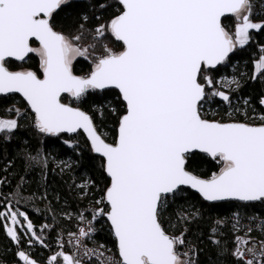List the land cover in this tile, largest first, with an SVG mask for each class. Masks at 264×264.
Returning <instances> with one entry per match:
<instances>
[{
  "label": "snow or ice",
  "instance_id": "1",
  "mask_svg": "<svg viewBox=\"0 0 264 264\" xmlns=\"http://www.w3.org/2000/svg\"><path fill=\"white\" fill-rule=\"evenodd\" d=\"M73 3L0 0V96L23 97L34 114L32 128L38 136L68 134L64 143L74 148L72 137L84 134L109 178L91 220L77 214L87 227L70 234L75 253L57 251L47 264H198L199 249L187 239V225L200 219L199 210L172 213V228L181 229L177 235H170L163 224L182 186L211 205L238 202L231 205L229 217L217 218L209 228L218 264L229 255L232 264H264V239L252 235L264 236V218L246 212L264 204V123L209 120L203 114L213 103L239 111L232 95L217 88L209 73L247 46L254 33L264 31V20L252 19L253 0H100L99 8L111 7L113 14L91 29L85 28L88 17L83 15L77 34L69 36L57 30L55 18ZM260 7L264 10V0ZM226 17L234 19V32L225 26ZM86 33L87 45L82 43ZM110 44H118L119 50ZM260 52L254 65L258 75L252 79L264 82V46ZM32 56L38 58L36 70L24 67ZM78 59L91 61L87 74L74 73ZM226 83L236 85L232 91L240 88L235 77ZM106 90L117 91L122 108H109L118 117L113 142L98 132L92 116L63 102L65 94L82 103ZM259 103L264 105V97ZM6 111L17 118L0 117V144L12 141L25 117L20 109ZM98 114L103 117V106ZM42 145L43 141L35 148L21 145L26 169L39 168L45 180L50 163L61 172L71 169L70 160H56ZM200 154L219 165L208 179L190 170ZM24 181L21 176L18 191ZM86 186L87 182L77 186L81 194L86 195ZM98 218L109 222L118 258L103 244L88 248L84 243L92 238ZM0 222L17 244V226L44 244L25 212L0 210ZM227 232L233 235L231 250L224 239ZM18 256L24 264H37L25 251H18Z\"/></svg>",
  "mask_w": 264,
  "mask_h": 264
},
{
  "label": "trees",
  "instance_id": "2",
  "mask_svg": "<svg viewBox=\"0 0 264 264\" xmlns=\"http://www.w3.org/2000/svg\"><path fill=\"white\" fill-rule=\"evenodd\" d=\"M100 0H74L73 6L64 8L56 16V27L58 31L65 35L74 36L78 32L81 16L86 15L88 20L85 28L91 29L94 26L106 21L114 12L111 7L107 9L99 8ZM261 0H253L254 21L264 20V10L261 9ZM261 11L262 14L255 15ZM100 16L101 19H96ZM234 19L224 18V24L230 32H234ZM87 33L83 44L89 43ZM108 43V41H103ZM115 50H119L118 44H110ZM264 46V31L254 33L253 39L244 48H238L230 55L227 63L222 64L209 74L217 82L216 87L224 90L220 86V80L225 77H236L240 82L238 91L224 90L233 97V103L239 111L228 109L226 105L213 103L205 106L204 116L209 120H236L245 122L254 120L258 124L264 123L260 117L264 116V105L259 103L264 97V82L260 79L253 80L255 73V62L259 59L260 48ZM256 57V58H255ZM24 67L36 70L38 68V58L32 56L28 59ZM91 69V61L78 59L74 63V73L85 75ZM248 100L247 105L244 100ZM63 102L78 106L83 111L93 117L94 123L108 142H113L116 136L117 115H114L109 108H115L117 112L122 111L120 102L117 100L116 90H106L103 94L89 95L84 102L75 101L72 97L64 95ZM103 106V117L98 112ZM20 109L25 113V117L20 119L21 129L9 143L0 144V179L4 180L0 184V210L6 211L8 207L14 210L25 212L33 221L35 230L44 240V244L35 241L31 233L19 229L21 243L17 244L7 236L0 222V264H23L18 256V251H25L35 261L45 263L48 257L55 254L60 249L57 248V234L59 230L71 231L77 223V214L82 210H87L89 205L95 204L103 195L109 178L101 168V158L96 156L90 149L89 142L81 133L72 137L71 142L75 147H68L64 141L69 140V136L64 134L60 138L41 137L34 134L32 128L34 115L27 107V104L18 96H0V117L17 118L14 112L6 110ZM38 141H43V147L51 153L56 160H70L71 169L61 172L54 163H50L47 170V179H42L39 168H27L25 160L21 156L19 149L26 142L31 148L37 146ZM11 162V163H9ZM194 174L203 179L210 178L213 172L219 171V165L211 161L210 158L200 154L190 166ZM24 176V188L17 190L20 177ZM87 182L85 194H81L77 187L81 183ZM46 193V198H44ZM237 202H225L211 205L203 201L196 193L188 188L181 189V195L176 198L175 203L163 216L165 229L171 235H177L180 228H172L176 222L174 211L187 209L188 211L199 210L200 219L194 220L187 225V239L195 244L199 249L198 264H218L216 249L210 244L209 228L217 218L229 217L233 208L231 205ZM247 214H264V204L257 203L246 210ZM69 214V215H68ZM55 215V222L53 216ZM55 224L56 228L45 229L44 225ZM222 231H227L222 228ZM32 243H29V240ZM226 239L228 248L231 250L234 245L231 243L233 235L227 232ZM95 240L110 248L116 255V242L109 227L100 228L95 236ZM224 264H232L231 256L223 258Z\"/></svg>",
  "mask_w": 264,
  "mask_h": 264
},
{
  "label": "built area",
  "instance_id": "3",
  "mask_svg": "<svg viewBox=\"0 0 264 264\" xmlns=\"http://www.w3.org/2000/svg\"><path fill=\"white\" fill-rule=\"evenodd\" d=\"M256 58V57H255ZM228 121H236V120H228ZM238 122V121H236ZM244 123H248L250 125H260L257 123V121L250 120V121H245ZM95 204L89 205L87 210H82L80 213H83V215L87 218V220H91V213L94 208ZM259 214V213H258ZM261 218H264V214H259ZM93 226L95 228V232L92 235V238L90 240H85L84 243L87 245L88 248H100V245L103 243H100L95 240V236L100 228L103 227H109V222L106 220V218H98L97 221H93ZM80 227H87L86 223H81L78 218H77V223L71 231H64V230H59L57 234V248L61 250L68 251L70 254L75 253L76 249L74 247V242L71 239L70 234L72 233H78V229ZM50 228H56L55 224H50ZM171 235V234H170ZM253 237H256L258 239H264V236H260L258 232H253L252 233ZM61 244H63V247L61 248ZM104 245V244H103ZM106 246V245H105ZM107 249H110L106 246ZM111 254H114L116 258H118V255H116L112 250ZM50 256L48 257V259ZM47 259V260H48Z\"/></svg>",
  "mask_w": 264,
  "mask_h": 264
},
{
  "label": "rangeland",
  "instance_id": "4",
  "mask_svg": "<svg viewBox=\"0 0 264 264\" xmlns=\"http://www.w3.org/2000/svg\"><path fill=\"white\" fill-rule=\"evenodd\" d=\"M258 61V60H257ZM233 77H225V78H222L220 80V86L222 89L224 90H233L236 88V85L235 84H231V85H228L226 83L227 80H231ZM236 78V77H235ZM237 79V78H236ZM11 119V118H10ZM10 207V206H9ZM7 211V210H6ZM69 215V214H68ZM22 220V218H21ZM18 229H22V231H25L24 228H21L20 226H17ZM26 232V231H25ZM61 251H65V250H61ZM65 252H68V251H65ZM69 253V252H68ZM70 254V253H69ZM53 255V254H52ZM30 259H33L32 257H30ZM22 261V260H21ZM22 263L24 264V262L22 261ZM37 264H47V262L45 263H40V262H37Z\"/></svg>",
  "mask_w": 264,
  "mask_h": 264
},
{
  "label": "water",
  "instance_id": "5",
  "mask_svg": "<svg viewBox=\"0 0 264 264\" xmlns=\"http://www.w3.org/2000/svg\"><path fill=\"white\" fill-rule=\"evenodd\" d=\"M231 55V54H230ZM221 65H219V66H217V68L218 67H220ZM216 68V69H217ZM216 69H214V70H216ZM18 96L19 98H21L25 103H26V101L23 99V97H21L19 94H10V95H8V96ZM65 95H67V94H65ZM27 104V103H26ZM75 107V106H74ZM31 111V110H30ZM33 114V113H32ZM34 115V114H33ZM66 135H68V134H66ZM84 135V134H83ZM85 136V135H84ZM85 138H86V136H85ZM88 141V140H87ZM95 154V153H94ZM96 156H98L97 154H95ZM99 157V156H98ZM182 188H188L189 190H191L192 192H194V193H196L195 192V190H193V189H190L189 187H187V186H182ZM198 196H199V194L198 193H196ZM200 197V196H199ZM201 198V197H200ZM202 199V198H201ZM206 202V201H205ZM208 203V202H207ZM220 203H225V202H220ZM238 203V202H237ZM209 204V203H208ZM109 226H110V224H109ZM114 237V236H113ZM115 239V238H114ZM116 242V241H115ZM117 254H118V251H117Z\"/></svg>",
  "mask_w": 264,
  "mask_h": 264
},
{
  "label": "crops",
  "instance_id": "6",
  "mask_svg": "<svg viewBox=\"0 0 264 264\" xmlns=\"http://www.w3.org/2000/svg\"><path fill=\"white\" fill-rule=\"evenodd\" d=\"M257 62V61H256Z\"/></svg>",
  "mask_w": 264,
  "mask_h": 264
}]
</instances>
